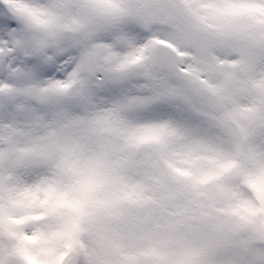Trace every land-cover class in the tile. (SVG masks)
Segmentation results:
<instances>
[{"label":"snow or ice","instance_id":"6c2138e0","mask_svg":"<svg viewBox=\"0 0 264 264\" xmlns=\"http://www.w3.org/2000/svg\"><path fill=\"white\" fill-rule=\"evenodd\" d=\"M0 264H264V0H0Z\"/></svg>","mask_w":264,"mask_h":264}]
</instances>
